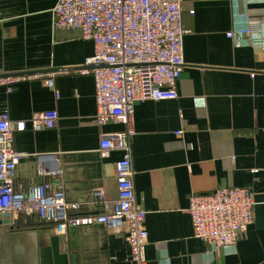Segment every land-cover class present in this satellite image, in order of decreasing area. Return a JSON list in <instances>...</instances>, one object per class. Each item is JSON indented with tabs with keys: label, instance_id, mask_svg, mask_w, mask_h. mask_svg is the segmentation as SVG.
Segmentation results:
<instances>
[{
	"label": "crops",
	"instance_id": "1",
	"mask_svg": "<svg viewBox=\"0 0 264 264\" xmlns=\"http://www.w3.org/2000/svg\"><path fill=\"white\" fill-rule=\"evenodd\" d=\"M57 0H0V74L22 73L11 91L0 86V110L27 120L13 133L26 152L15 186L62 170L68 200L81 213L102 212L92 191L116 200L119 150L102 157L104 134L125 125L98 124L95 79L84 73L94 43L79 29H55ZM193 11V12H192ZM184 61L178 98L135 104L132 166L137 202L147 210L148 264H264V0H183ZM252 29V36L228 32ZM54 79V88L44 83ZM58 92V96L56 94ZM56 109L55 128L34 130L33 113ZM183 130L182 134H176ZM250 188L254 220L236 242L220 248L194 235L187 211L192 193ZM0 225V264H129L124 234L102 224L59 234L36 214L14 213ZM17 226V227H16Z\"/></svg>",
	"mask_w": 264,
	"mask_h": 264
},
{
	"label": "built area",
	"instance_id": "2",
	"mask_svg": "<svg viewBox=\"0 0 264 264\" xmlns=\"http://www.w3.org/2000/svg\"><path fill=\"white\" fill-rule=\"evenodd\" d=\"M183 0H57L53 9L55 29H79L82 37L93 41L94 54L83 69L95 79L98 124L123 123L124 131L104 134L99 152L107 157L119 150L115 162L118 197H106L103 188L92 191L101 213H81L82 202L66 197L62 170L47 172L42 162L38 173L49 179L15 186L16 168L26 152L13 147V133L24 130L27 120L13 121L8 110H0V212L36 214L53 225L59 234L69 227L102 224L109 231L124 234L130 247L129 264H148L147 210L136 200L132 166V136L135 104L141 100L178 98L177 81L184 61ZM193 12V11H192ZM252 36V29L228 32L229 37ZM25 76L0 77L8 91ZM54 88V79H44ZM58 96V92L56 91ZM56 109L35 112L30 118L34 130L55 128ZM177 130L176 134H182ZM255 199L250 188L218 187L208 193H192L189 212L194 235L220 248L236 242L254 220Z\"/></svg>",
	"mask_w": 264,
	"mask_h": 264
},
{
	"label": "water",
	"instance_id": "3",
	"mask_svg": "<svg viewBox=\"0 0 264 264\" xmlns=\"http://www.w3.org/2000/svg\"><path fill=\"white\" fill-rule=\"evenodd\" d=\"M94 67H96V65H94ZM24 74V72L22 73H4V74H0V77H7V76H19ZM15 219L14 216L11 212H0V225H9L10 229H14L15 227ZM17 227V226H16ZM0 232H1V228H0Z\"/></svg>",
	"mask_w": 264,
	"mask_h": 264
}]
</instances>
